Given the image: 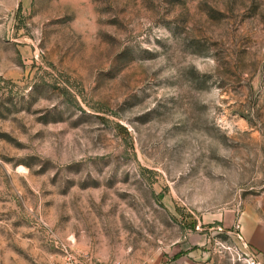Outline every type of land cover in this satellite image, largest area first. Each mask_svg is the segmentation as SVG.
<instances>
[{
    "label": "rangeland",
    "instance_id": "374dc122",
    "mask_svg": "<svg viewBox=\"0 0 264 264\" xmlns=\"http://www.w3.org/2000/svg\"><path fill=\"white\" fill-rule=\"evenodd\" d=\"M242 216L264 0H0V264H245Z\"/></svg>",
    "mask_w": 264,
    "mask_h": 264
},
{
    "label": "built area",
    "instance_id": "2783aa9c",
    "mask_svg": "<svg viewBox=\"0 0 264 264\" xmlns=\"http://www.w3.org/2000/svg\"><path fill=\"white\" fill-rule=\"evenodd\" d=\"M234 229H235V234L241 246L239 250L240 260H242L245 264H263L259 258V254L256 251V249L253 246H251V244L244 237L242 233L241 223L240 222L236 223V225L234 226ZM50 264H79V263L75 260L74 257L69 255L68 257H66L64 261H61V262L54 261V262H51ZM109 264H126V263L115 260V261L110 262Z\"/></svg>",
    "mask_w": 264,
    "mask_h": 264
},
{
    "label": "crops",
    "instance_id": "0c3cea01",
    "mask_svg": "<svg viewBox=\"0 0 264 264\" xmlns=\"http://www.w3.org/2000/svg\"><path fill=\"white\" fill-rule=\"evenodd\" d=\"M242 223V233L246 240L253 246L259 254L261 262L264 264V224L256 219L240 217ZM235 221V216L231 220V224Z\"/></svg>",
    "mask_w": 264,
    "mask_h": 264
}]
</instances>
